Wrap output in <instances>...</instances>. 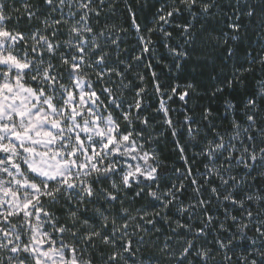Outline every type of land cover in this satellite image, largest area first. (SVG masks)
I'll return each mask as SVG.
<instances>
[{
	"label": "snow or ice",
	"instance_id": "snow-or-ice-1",
	"mask_svg": "<svg viewBox=\"0 0 264 264\" xmlns=\"http://www.w3.org/2000/svg\"><path fill=\"white\" fill-rule=\"evenodd\" d=\"M0 264H264V0H0Z\"/></svg>",
	"mask_w": 264,
	"mask_h": 264
},
{
	"label": "trees",
	"instance_id": "trees-1",
	"mask_svg": "<svg viewBox=\"0 0 264 264\" xmlns=\"http://www.w3.org/2000/svg\"><path fill=\"white\" fill-rule=\"evenodd\" d=\"M135 2V0H133ZM144 3V0H141V4ZM148 3L151 4L152 0H148ZM138 18L140 19L142 24H151L152 21V10L151 8H142L138 10ZM161 54L164 55L165 59L162 60L161 64L156 66V71L161 75V78L163 80H167L170 76V73L166 67H164V64L171 63L170 58L167 57V54L164 53L163 49L159 50ZM210 55H215L214 53H210ZM154 62V61H153ZM190 74V73H189ZM173 107L179 110V101H176V103L173 104ZM161 148L163 149V145H161Z\"/></svg>",
	"mask_w": 264,
	"mask_h": 264
}]
</instances>
